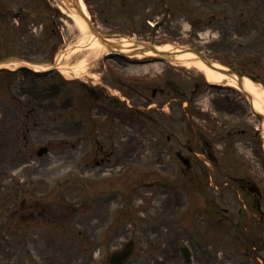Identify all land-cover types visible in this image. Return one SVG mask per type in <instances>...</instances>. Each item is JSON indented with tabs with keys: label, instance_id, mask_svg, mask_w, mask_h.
<instances>
[{
	"label": "rangeland",
	"instance_id": "obj_1",
	"mask_svg": "<svg viewBox=\"0 0 264 264\" xmlns=\"http://www.w3.org/2000/svg\"><path fill=\"white\" fill-rule=\"evenodd\" d=\"M80 1L107 38L193 47L264 90V0ZM61 7L69 11L62 0H0V63H50L84 38ZM90 53L66 58L68 68L81 67L77 77L24 66L0 71V264H108L128 242L125 264H184L182 247L191 264L264 260V228L255 251L249 232L237 236L211 221L206 205L212 189L220 208L235 197L220 169L249 171L264 192L263 120L247 97L211 85L193 67ZM228 93L240 97L243 120L223 113ZM154 106L170 107L167 124L183 143L170 146L196 160L192 170L172 152L159 156L153 130L167 113ZM235 127L259 129L254 156L241 151L248 134L234 135ZM190 136L196 156L184 148ZM41 147L48 152L37 157Z\"/></svg>",
	"mask_w": 264,
	"mask_h": 264
},
{
	"label": "flooded vegetation",
	"instance_id": "obj_2",
	"mask_svg": "<svg viewBox=\"0 0 264 264\" xmlns=\"http://www.w3.org/2000/svg\"><path fill=\"white\" fill-rule=\"evenodd\" d=\"M228 103L227 105H223V113H231V115H234L236 113L238 114V117H236L239 121L241 119L243 120L245 118L244 114V108L241 105V102H238V99L240 97L236 96V94L228 93L225 95ZM243 103V101H242ZM151 106L148 107V109ZM155 107V106H154ZM177 106H175L176 108ZM182 107L189 108L188 105L183 104ZM216 107H218L216 105ZM227 108V110H226ZM155 109L160 110L161 112H166L167 115H163V117L158 118L159 124L156 123L157 129H154V134L156 135L157 140L161 141L162 152L160 153V157L164 156V153L166 152H172V155H174L177 158L178 153L182 155V152L180 150H174L170 144L172 142L177 143L178 145H181V143L178 139H180L179 132L176 131V129L168 126L167 122L171 121V118L173 115L171 114L170 107L168 106H159L155 107ZM159 111V112H160ZM217 113L220 112L215 111ZM215 112H212L215 114ZM228 113V114H229ZM259 118V117H258ZM260 119V118H259ZM242 123H244L242 121ZM253 131L250 130H236V127L234 128V135L240 134V135H246L247 139L244 142V148L242 149V152L254 154V148L252 147V141H256L259 139V130L258 128H253ZM193 131V129H192ZM195 136V134H193ZM250 140V141H249ZM189 142H192V137L190 136L184 141V144H187ZM250 142V143H249ZM250 144V147H248L247 144ZM166 145H169L170 147H167ZM241 145V148H243ZM184 148L191 154V155H197L195 150L189 146L188 144L184 146ZM241 153V152H240ZM254 156V155H253ZM188 159V167H186V170H192L191 168L194 167L195 159H192L191 157H186ZM206 158V164H211V168L206 170L205 177L206 182H208V177L210 178V171L214 170V167H212L215 163L214 154L212 151H208L205 155ZM239 158H236L234 161L237 162ZM221 176L225 177V182L223 184V187H229L232 188L235 191V197L232 199L233 201H229V205L227 208H220L218 205L219 202H215V197L212 193H214V190L212 189L211 192L207 193V200L206 205L211 210V216L219 220V222H225L229 226V230L235 234V235H244L245 232H249V236H246V239L252 240V248L257 251V244L255 240L260 241L262 239L263 234V228H264V192L260 186V184L257 183L256 178L253 177V175L250 174L248 171L247 173H244L243 176H237L235 174H232L231 176L228 174H225V169H220ZM215 188H217L215 186ZM224 189V188H223ZM210 194V195H209ZM233 194L231 193V197ZM221 197H224V194L221 195ZM228 230V229H226ZM228 230V231H229ZM260 239V240H259ZM257 264H264V260L258 259Z\"/></svg>",
	"mask_w": 264,
	"mask_h": 264
},
{
	"label": "bare ground",
	"instance_id": "obj_3",
	"mask_svg": "<svg viewBox=\"0 0 264 264\" xmlns=\"http://www.w3.org/2000/svg\"><path fill=\"white\" fill-rule=\"evenodd\" d=\"M82 11L85 15L88 16L84 9L83 3L79 0ZM61 10L66 14L68 18H70L75 25L78 26V29L82 32L84 38H82L77 44L72 47L65 49L63 52L59 53V55L55 58V62L53 66L50 65H34L23 61H9L7 63H1L0 68H16L21 65H26L31 67L36 72L46 71L49 68H53L59 71L62 75H74L77 77L79 75L80 66H76L74 68H68L65 66L66 58L74 53L82 50L90 51L92 55H100L101 53L108 54L105 46L101 44L95 35L91 34L88 26L84 22V20L75 13V10L72 8L68 12L65 11L62 7ZM109 42L118 44L120 51L125 53L133 54V50H139L141 47L138 45H134L132 40L122 39H110ZM156 50L163 52L173 53L172 60H170V64L174 66H182L187 69L191 67L200 71L205 80L213 85L224 84L226 86L235 88L242 92H246L251 96L250 104H252V108L254 111L264 114V90L262 88L257 89L259 85L255 82L251 81L249 78L244 77L241 80V83L238 84L237 77L234 75H227L221 72V69H225L222 65L218 63H214L213 66L206 65L202 60H200L195 54L187 50H181L180 48H174L170 45H156ZM136 52V53H135ZM132 58L140 59L144 57H155V54L151 50L143 51V53H139L140 51H135ZM89 55V54H88ZM82 64V62H80ZM264 129V122H263Z\"/></svg>",
	"mask_w": 264,
	"mask_h": 264
},
{
	"label": "water",
	"instance_id": "obj_4",
	"mask_svg": "<svg viewBox=\"0 0 264 264\" xmlns=\"http://www.w3.org/2000/svg\"><path fill=\"white\" fill-rule=\"evenodd\" d=\"M63 1H64V3H65V5H66L67 8H69V9H72L73 8L75 10V13L78 14L86 22V24L88 25V28H89L90 32L92 34H94L99 39V41L108 50L115 51V52H118L119 53V51H118L119 50L118 44H116V43H110V42L106 41L99 33H97L95 31V29L93 28L91 22L87 19V17L80 10V8H79L76 0H63ZM141 46H142V49L134 50V52L135 51L143 52L144 50H152V52H154L158 56V58H160L162 60H169V61L171 60V56H172L171 53L156 51V50L153 49V47L151 45H148V44H145V43H141ZM120 54L130 55V54H127V53H120ZM197 55L200 56V57H202L199 53H197ZM226 73H230V71L229 72H226ZM46 152H47V149L46 148H41L37 152V156H41V155H43ZM130 251H131V245L129 244V245L126 246V248L124 249L123 252L113 255L111 257V259H110V263H112V264H121L123 261H125L127 259V257L130 254ZM182 255H183L184 259H185V263L186 264H190V261H191L190 260V254H189V251H188L187 248H183L182 249Z\"/></svg>",
	"mask_w": 264,
	"mask_h": 264
}]
</instances>
